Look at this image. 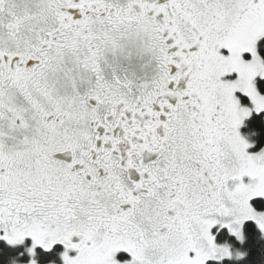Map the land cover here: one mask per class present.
Instances as JSON below:
<instances>
[{
    "label": "snow or ice",
    "instance_id": "6c2138e0",
    "mask_svg": "<svg viewBox=\"0 0 264 264\" xmlns=\"http://www.w3.org/2000/svg\"><path fill=\"white\" fill-rule=\"evenodd\" d=\"M0 264H264V0H0Z\"/></svg>",
    "mask_w": 264,
    "mask_h": 264
}]
</instances>
